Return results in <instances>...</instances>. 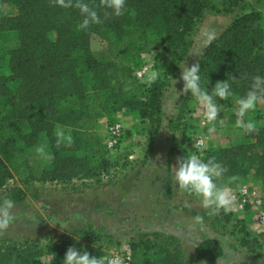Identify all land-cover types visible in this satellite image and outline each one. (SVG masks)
<instances>
[{
    "label": "trees",
    "instance_id": "16d2710c",
    "mask_svg": "<svg viewBox=\"0 0 264 264\" xmlns=\"http://www.w3.org/2000/svg\"><path fill=\"white\" fill-rule=\"evenodd\" d=\"M83 2L98 12L101 24L81 29L84 17L80 11L54 5L52 0H0L15 8L13 16L0 19V189L9 192L16 204L24 202L26 194L18 187L7 188L6 183L12 174L23 171L34 175L36 170L39 180L61 183H71L79 176L101 187L116 180L119 164L103 165L105 155L111 153L98 135L100 121L107 119L111 125L118 113L136 116L147 123L150 142L155 141L163 124L165 95L181 72L179 65L189 60L206 14L241 12L207 44L198 60L203 88L211 93L218 81H227L235 93V97L221 100L219 117L235 113V98L247 94L253 77H264V14L249 0H126L128 10L119 17H105V11L111 10L101 7L100 0ZM94 35L105 43L101 59L91 51ZM15 36L19 45L10 49L9 42ZM145 56L154 63L150 69L145 66L154 76L151 84L135 74L145 65ZM180 100L179 113L166 129L172 136L181 133L184 139L196 132L186 118L195 99L189 93ZM57 125L65 136H72L70 146L66 140L57 146ZM257 128L258 132L245 133L246 143L208 149L201 157L204 161L214 157L226 167L219 184L235 188L236 177L251 175L261 182L264 193V127ZM173 143L170 154H177V158L191 155L174 139ZM41 145L46 146L43 156L36 151ZM88 148L98 158L95 169L88 168ZM34 155L38 160L30 158ZM150 155L142 160L143 167ZM47 156H51L49 169L45 167ZM35 162L38 166L33 169ZM168 170L171 178L166 179L163 190L171 199L174 180L170 165ZM182 210L203 220L210 217L208 210L198 213L188 206ZM247 219H251L249 213L239 218L221 211L209 225L237 227L241 246L251 253L261 250L258 257L264 263V233L253 235ZM92 235L91 244L80 241L73 245L72 235L60 243L49 242L47 253L52 255V264H63L70 246L102 257L97 245L112 237ZM181 242L173 235L140 232L126 244L131 264L216 263L225 255L219 240L206 238L190 260ZM41 256L39 240L0 238V264H39Z\"/></svg>",
    "mask_w": 264,
    "mask_h": 264
},
{
    "label": "rangeland",
    "instance_id": "374dc122",
    "mask_svg": "<svg viewBox=\"0 0 264 264\" xmlns=\"http://www.w3.org/2000/svg\"><path fill=\"white\" fill-rule=\"evenodd\" d=\"M249 1L257 11L264 14V0ZM240 13L237 11L228 17L233 19ZM14 14L13 5L0 3V19ZM214 16L206 14L203 17L198 35L195 37L193 48L195 56L191 52V59L183 66L188 64L190 67L196 62L197 55L205 42L218 30V27L215 28L211 24L203 25L205 19ZM199 42L200 46L197 47L196 43ZM18 45L19 42L15 36L9 42V47L14 49ZM104 47L105 43L97 35L92 36L91 51L98 59H101ZM145 57V65L138 70L145 68V66L150 69L151 65L154 64L150 56ZM138 70L135 72L136 76ZM151 77L153 74L149 73L145 80L140 79V81L151 84L154 80L150 79ZM180 83L183 84L182 81ZM180 99L175 102L171 91L166 93L162 120L165 119L167 124H162L153 143L150 142L148 136L147 123H141V120L137 119L136 116L124 113L117 114L114 123L122 124L125 133L123 134V144L117 148L116 153L105 155L107 162L103 165L119 164L120 166L118 173H116V180L108 186H97L87 178H78L79 176L73 179L71 183L41 181L38 179L39 173L36 170H34V175L26 171L20 174H12V178L6 183L7 188H20L26 194V198L22 203H15L14 221L10 228L0 235V238L5 237L18 241L39 240L42 252L39 264H52V255L47 253V245L49 242L60 243L64 239L70 238L71 235L74 239L73 245L80 241L91 244L89 239L92 238V234L110 235L111 240H101L102 242L97 245L101 246L105 258L123 249H129L126 243L140 232L149 234L159 232L164 235L184 232V236L187 238H194L188 245L180 237L173 236L177 237L180 242L182 241L181 245L185 246L187 251L186 257L190 260H192L195 243L201 238L214 237L224 247L225 255L219 263L198 262L195 264H264L263 259L258 257V254H263L261 250L257 249L255 253H251L241 246V234L237 227L230 224L222 228L219 227V224H214L213 228L209 224L215 215L198 222L195 220L196 216L182 210L183 207L188 206L198 213L207 211L202 207L200 199L181 191L175 182L173 166H177V154H170L171 147L174 145L173 139L176 144L186 147L191 154L196 153L200 158L208 149L229 148L236 144L246 143L247 140L243 130L235 127L237 110L235 113L218 117L216 122L203 127L199 122L201 106L196 101L192 103L191 113L186 117L187 121L196 128L195 134L184 139L181 133L172 136L166 127L178 115ZM215 99L220 105L221 100ZM129 116L131 118L124 121L126 120L124 118ZM253 118L259 127H264V105H258L257 110L248 113L245 119ZM220 120L223 121L222 125L219 123ZM108 124L107 119H102L99 123L98 135L102 141L106 139ZM213 128L214 131H210ZM197 135L204 137L206 149L195 147L194 137ZM88 153L90 155L88 168L95 169L98 158L92 148H88ZM146 154H151L147 164L151 157L153 158L151 161L155 163L154 167L150 166V169L146 168L147 164L144 167L141 165ZM158 156L159 159H157ZM0 158L2 159V157ZM30 158L38 160L37 155ZM50 159L51 156L45 158L47 169L51 167ZM169 165L174 180L172 192L169 194L171 199H167L163 190L166 179L171 178L168 170ZM32 166L33 169H36L38 165L35 162ZM247 180L252 183L257 182L259 186L261 184L251 175L248 178L236 177L234 184L237 183L238 186ZM4 198H10L9 192L5 193L0 189V201ZM235 216L245 217L243 214H235ZM247 220L248 228L253 235L258 234L255 227L251 225L252 220ZM198 223L201 227L197 225ZM78 231H82L84 234H78ZM118 243L120 247H118Z\"/></svg>",
    "mask_w": 264,
    "mask_h": 264
},
{
    "label": "clouds",
    "instance_id": "9594fccd",
    "mask_svg": "<svg viewBox=\"0 0 264 264\" xmlns=\"http://www.w3.org/2000/svg\"><path fill=\"white\" fill-rule=\"evenodd\" d=\"M54 5L62 8H76L84 17L79 25L81 29H87L92 24H101L103 21L98 12L90 7L83 0H52ZM100 6L110 9L111 12L105 11V17L115 15L122 16L128 10L126 0H100ZM134 14V13H133ZM180 80L183 82L181 91L177 89L176 100L180 95L191 94L195 101L204 110V120L213 123L218 120L221 106L216 102L219 100H228L235 97V93L231 90V86L227 81H218L211 93L208 89L201 86L200 63H194L190 67L187 65L180 66ZM150 79H154V76ZM176 84L178 83L177 80ZM235 102L238 105L236 111L237 119L235 127L243 130L244 133L250 134L258 132L257 124L254 119H245L249 112H255L258 105H264V77L259 75L252 78L250 90L245 96L236 97ZM219 123L222 125L223 121ZM210 131H214L210 129ZM55 135L57 136V146L67 141L70 146L73 138L70 134L65 136V132L60 125H57ZM45 145L36 148L39 155L45 154ZM195 147H200V142H195ZM159 159V156L157 157ZM174 167L175 182L178 188L200 199L202 207L208 210L209 216L218 215L221 211L228 213L235 206V197L231 190L218 181L223 180V174L227 171L221 163L216 159L210 158L207 161L202 160L199 155L193 153L188 156L178 157L177 166ZM15 202L10 198H4L0 201V235L4 234L14 221ZM195 220L203 221V217L196 216ZM63 264H106L105 258L91 255L88 251H80L74 246H70L66 253ZM107 264H123L120 257H115L107 261Z\"/></svg>",
    "mask_w": 264,
    "mask_h": 264
},
{
    "label": "built area",
    "instance_id": "2783aa9c",
    "mask_svg": "<svg viewBox=\"0 0 264 264\" xmlns=\"http://www.w3.org/2000/svg\"><path fill=\"white\" fill-rule=\"evenodd\" d=\"M149 75V70L147 67L142 68L138 71L137 76L141 80H145ZM201 114L199 115L200 125L203 127L209 126L211 123H208L204 120V110L200 108ZM124 129L122 124L114 123L107 125L106 128V139L104 140L107 149L111 154H114L117 151V148L121 145V140L123 138ZM194 141L200 142V149H206V141L204 137L197 135L194 137ZM232 194L235 197V206L232 211L233 214H247L251 215L252 226L255 227L258 234L264 233V193L261 186L252 183L246 182L241 183L235 188H229ZM120 257L123 261V264H131L132 257L128 249H123L120 252L105 257V261Z\"/></svg>",
    "mask_w": 264,
    "mask_h": 264
},
{
    "label": "crops",
    "instance_id": "0c3cea01",
    "mask_svg": "<svg viewBox=\"0 0 264 264\" xmlns=\"http://www.w3.org/2000/svg\"><path fill=\"white\" fill-rule=\"evenodd\" d=\"M231 21H232V19H231V17H228V16H220V15H218V16H214V17H211V18H209V19H205V21L203 22V25H213L215 28H217L218 27V30L216 31V33L215 34H213L212 36H210V38L205 42V44H204V46H203V48L201 49V51L198 53V59L196 60V62H194V63H197L198 62V60L200 59V56H201V54L203 53V51H204V49H205V47L207 46V44L210 42V41H212L214 38H216V37H218L220 34H221V32L231 23ZM195 43V42H194ZM193 47H194V45H193ZM193 47H192V49H193ZM191 52H192V54L194 55V49L193 50H191ZM191 54V53H190ZM191 56V55H190ZM189 56V59H191V57ZM195 56V55H194ZM189 61V60H188ZM180 75H181V73L179 74V76L175 79V80H177L178 81V83L176 84V81L174 80L173 82H172V86H171V88H170V91H171V95L173 96V98L176 100V96H177V90L178 91H181L182 90V88H183V84L182 83H180ZM177 89V90H176ZM183 95V94H182ZM182 95H180L179 96V98L178 99H180L181 98V96ZM178 99L175 101V102H177L178 101ZM165 105V101L163 102V106ZM129 118H131L130 116L129 117H127V118H124V119H126V120H124V121H127ZM134 121V120H133ZM163 124L164 125H166L167 123H166V120L164 119V121H163ZM166 127V126H165ZM153 158L151 157V160H152ZM149 161V163L147 164V167L146 168H148V169H150L151 167L150 166H152V167H154V161L152 162V161ZM197 225H199L200 226V223H198ZM199 226H197V227H199ZM201 227V226H200ZM183 229V228H182ZM177 231V230H176ZM173 235H176V236H178V237H180L181 238V240H183L185 243H186V245H188V243L189 242H192L193 241V237L190 239V238H187L186 236H184V232H179V234H178V232H175V233H173ZM206 238H208V237H206ZM206 238H201V239H199V240H197L196 241V243H195V246H194V250H195V248L204 240V239H206ZM209 238H211V237H209ZM212 238H214V237H212ZM221 259H223V258H221ZM221 259H219V260H217L216 261V263H219V261L221 260Z\"/></svg>",
    "mask_w": 264,
    "mask_h": 264
},
{
    "label": "bare ground",
    "instance_id": "6f19581e",
    "mask_svg": "<svg viewBox=\"0 0 264 264\" xmlns=\"http://www.w3.org/2000/svg\"><path fill=\"white\" fill-rule=\"evenodd\" d=\"M204 43V42H203ZM196 46L198 47V46H200V42L199 43H196Z\"/></svg>",
    "mask_w": 264,
    "mask_h": 264
}]
</instances>
